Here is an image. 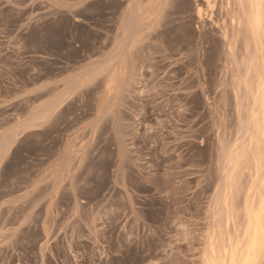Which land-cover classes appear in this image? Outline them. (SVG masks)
<instances>
[{
  "label": "rangeland",
  "instance_id": "rangeland-1",
  "mask_svg": "<svg viewBox=\"0 0 264 264\" xmlns=\"http://www.w3.org/2000/svg\"><path fill=\"white\" fill-rule=\"evenodd\" d=\"M211 1L199 19L203 0H90L73 23L0 0V90L89 67L3 169L1 186L39 172L50 218H0V264H239L252 239L264 264V21L259 43Z\"/></svg>",
  "mask_w": 264,
  "mask_h": 264
},
{
  "label": "crops",
  "instance_id": "crops-1",
  "mask_svg": "<svg viewBox=\"0 0 264 264\" xmlns=\"http://www.w3.org/2000/svg\"><path fill=\"white\" fill-rule=\"evenodd\" d=\"M89 1L53 0L51 6L54 10L67 13L76 23L80 19L78 12ZM116 1L125 3L127 0ZM114 13L116 24L125 15L139 14L135 7L126 5ZM135 24V19L130 17L121 26L126 25L131 29ZM88 69V66H83L75 71L65 70L59 75L53 72L45 76L40 71H29V76L34 79L29 77V81H20L15 92L0 90V184L3 169L22 140L54 122L57 111L81 91ZM97 77L104 78V73ZM38 175L39 172L35 174L31 169L4 186L0 185V218L4 228L12 226L10 224L14 222L17 224L21 218H50V214H45L48 200H41L40 197L44 185L40 184Z\"/></svg>",
  "mask_w": 264,
  "mask_h": 264
},
{
  "label": "bare ground",
  "instance_id": "bare-ground-1",
  "mask_svg": "<svg viewBox=\"0 0 264 264\" xmlns=\"http://www.w3.org/2000/svg\"><path fill=\"white\" fill-rule=\"evenodd\" d=\"M228 1V0H227ZM226 1V2H227ZM203 2L205 3V5H206V9H204V8H202V7H198L197 8V16H198V18L199 19H201V18H203V15H204V13H205V11L207 10V11H210L211 13H213L212 11H211V9L210 8H212L213 6H214V3H213V1H211V0H203ZM202 2V3H203ZM225 2V3H226ZM235 2L237 3V9H239V11H237V12H239V13H237V12H235V14H236V16H232L234 19H235V22H237V25H235V26H239V25H241V24H244L245 25V29H246V32H248V34L253 38V40L254 41H256V42H259L260 43V41H258V40H260V36H261V28H262V23H263V21H264V8H263V6H264V0H235ZM222 4V3H221ZM229 4V3H228ZM230 6V5H229ZM221 7V6H220ZM223 7V6H222ZM215 8V7H214ZM232 8H234L233 6H232ZM210 9V10H209ZM224 9V8H223ZM221 10H222V8H221ZM214 11V10H213ZM210 14V13H209ZM210 15H212V14H210ZM205 18H208L207 17V13L205 14ZM213 17V16H212ZM227 17V16H226ZM210 19H212L211 17H209ZM227 18H229V17H227ZM221 20V19H220ZM231 20V19H230ZM211 21H214V20H211ZM210 23V22H209ZM222 23V22H221ZM215 24V23H214ZM230 24H231V22H230ZM236 24V23H235ZM226 25V24H225ZM232 25V24H231ZM216 26V25H215ZM224 27V26H223ZM232 27V26H231ZM264 27V26H263ZM222 30V29H221ZM207 30H206V28L204 27V33H203V35H206L207 34ZM233 32V31H232ZM262 33H263V31H262ZM222 35V34H221ZM225 36H226V34H225V31H223V37H224V39H225ZM233 36V35H232ZM248 37V36H247ZM251 38V39H252ZM204 40V39H203ZM230 41V40H229ZM204 42H206V44L207 43H210L211 42V37L209 38V37H207L205 40H204ZM253 42V41H252ZM258 45V44H257ZM259 47V46H258ZM231 50V49H230ZM202 54V53H201ZM257 54V53H256ZM252 55V54H251ZM252 59V58H251ZM256 59V58H255ZM261 63V62H260ZM259 65V64H258ZM257 65V66H258ZM256 66V65H255ZM262 69H264V67L262 68ZM260 72H261V69H260ZM260 72H258V73H260ZM261 74V73H260ZM259 74V75H260ZM261 75H264V73H262ZM255 77V76H254ZM263 77V76H262ZM263 79V81H264V77L262 78ZM235 82V81H234ZM258 83V82H257ZM263 84V86H264V83H262ZM262 84H261V86H262ZM264 88V87H263ZM259 89H260V87H259ZM258 89V90H259ZM263 92H264V90H262ZM261 92V91H260ZM261 94V93H260ZM236 96V95H235ZM262 96V95H261ZM260 96V97H261ZM263 97V96H262ZM256 99V98H255ZM264 99V98H263ZM233 155V154H232ZM240 156V155H239ZM242 157H244L243 155H242ZM230 160V159H229ZM234 164V163H233ZM239 168V167H238ZM237 168V169H238ZM254 219V218H253ZM255 220V219H254ZM254 236H256L255 235V233H254ZM253 248H254V242H253V239L250 241V243H249V246H248V251H247V255H246V257H244V259L242 260V262H240L239 264H247V261H248V259H249V257H250V254H251V251L253 250ZM213 260H215V258L213 259ZM233 260V257L231 258V261ZM213 262H215V261H213ZM213 264V263H212Z\"/></svg>",
  "mask_w": 264,
  "mask_h": 264
}]
</instances>
